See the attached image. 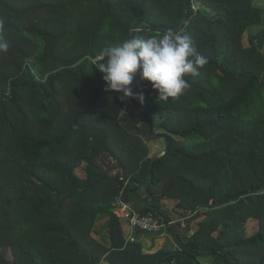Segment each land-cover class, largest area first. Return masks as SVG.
I'll use <instances>...</instances> for the list:
<instances>
[{
	"label": "trees",
	"instance_id": "1",
	"mask_svg": "<svg viewBox=\"0 0 264 264\" xmlns=\"http://www.w3.org/2000/svg\"><path fill=\"white\" fill-rule=\"evenodd\" d=\"M186 13L179 32L208 63L178 98L144 100L153 137L168 141L155 161L147 113L143 128L124 116L144 107L106 92L89 57L133 27L163 35ZM262 25L255 0H0V264H264V27L244 47ZM131 87L152 86L137 74ZM134 182L136 210L170 215L168 198L202 220L186 243L176 231L179 250L125 246L114 203H131Z\"/></svg>",
	"mask_w": 264,
	"mask_h": 264
},
{
	"label": "clouds",
	"instance_id": "2",
	"mask_svg": "<svg viewBox=\"0 0 264 264\" xmlns=\"http://www.w3.org/2000/svg\"><path fill=\"white\" fill-rule=\"evenodd\" d=\"M8 50L9 44L0 37V53ZM89 59L95 71L102 74L106 92L121 94V101L138 99L141 104L145 100L143 91L134 93L131 87L137 74L151 83L159 101L167 102L178 98L189 86L186 76H199L208 63L189 33L169 29L163 35L144 38L135 27L121 44Z\"/></svg>",
	"mask_w": 264,
	"mask_h": 264
},
{
	"label": "rangeland",
	"instance_id": "3",
	"mask_svg": "<svg viewBox=\"0 0 264 264\" xmlns=\"http://www.w3.org/2000/svg\"><path fill=\"white\" fill-rule=\"evenodd\" d=\"M255 3L257 6H264V0H255ZM263 27H264V25L258 26V27H253V28L247 30L246 34L244 35V47L245 48H248L250 46L249 41H250L251 37L256 35ZM36 46H37L36 44H31L29 46V48L35 49ZM263 53H264V49H263ZM0 84H2V83L0 82ZM141 90L144 93L146 101L154 102L158 99V93H156L152 89V87H149L147 89H141ZM141 90H139L138 92H140ZM96 106H97L98 110H101L102 108H104L103 104L98 103ZM65 107H66V110L68 112L67 119H69V117L72 114V109H71L72 106H70L69 103L65 102ZM127 108L128 109L125 110L124 116L133 115L135 117L134 123L143 128L144 124L146 122V119H147L146 111L143 108H138L132 104L127 106ZM148 144L150 145V148H151V157H154L156 155L163 156L165 154L164 153L165 152V141L159 140V139H156V140L154 139L152 141H149ZM107 162L108 163L105 162V164L107 166L114 167V163H112V160L108 159ZM77 173L80 176H82V173L80 172V170H77ZM177 203H178V201H176V200L165 198L164 201L161 203V208L164 209L165 211H167V213H170L171 215L175 216L174 218L179 219L181 216H183L182 213L186 212V211L178 208ZM186 213H190V212H186ZM179 214H180V216H178ZM109 219H110V216H104V217L99 218V220L96 224V227L98 229H100L101 231H104V229L107 227ZM193 220H194V222L191 225L190 231H188V229H189L188 225L189 224L184 222V224L186 225V228H183V230L181 231L182 232L181 234L184 235L183 243H186L187 239L189 237H192L198 231V223L202 221L201 219L195 220V218ZM120 222L123 226L122 229H123L124 237H125V241H126L125 223H123L121 220H120ZM179 227H181V226H179ZM247 229H248V233H250V234L256 230H259V222L258 221H250L249 224L247 225ZM95 238L99 241L98 242L99 248L102 249V251H105L109 245L107 242L108 238L104 234V232L101 234V237L95 236ZM146 238H149V237L146 236ZM139 239H138V241H139ZM140 242H142V240H140ZM152 243L155 244L156 240L152 241ZM160 243H162V245H160L161 250L164 249L167 251H176V250L180 249L179 243L174 239L173 235H171V234L168 235L166 239H157V244H160ZM143 251H144V253L147 254L146 251H150V249H144V247H143ZM200 260L203 264H212L214 261L213 257H202ZM103 263L107 264L106 260H103Z\"/></svg>",
	"mask_w": 264,
	"mask_h": 264
},
{
	"label": "built area",
	"instance_id": "4",
	"mask_svg": "<svg viewBox=\"0 0 264 264\" xmlns=\"http://www.w3.org/2000/svg\"><path fill=\"white\" fill-rule=\"evenodd\" d=\"M114 211L116 216L125 223L126 247L138 242L140 234H148L157 239H166L168 235L175 233L178 229L186 228L184 222L188 223L194 218L192 212H183V216L179 219L174 218L175 216L171 214L159 216L153 212L143 213L134 209L131 203L126 202L122 194L115 200Z\"/></svg>",
	"mask_w": 264,
	"mask_h": 264
},
{
	"label": "water",
	"instance_id": "5",
	"mask_svg": "<svg viewBox=\"0 0 264 264\" xmlns=\"http://www.w3.org/2000/svg\"><path fill=\"white\" fill-rule=\"evenodd\" d=\"M185 10H187V6L185 7ZM187 18H188V16H187V13H186V14H185V19H184V21L180 24V26H179L178 28H176V29H174V30H176V31L179 32V31L183 28V26L187 23ZM140 32H141V30H139V33H140ZM142 106L144 107V109H145V111H146V113H147V115H148V119H149V123H148V135H149L150 137H153V135H152V123H153V121H152V114H151L150 110L148 109V106L146 105V103H143ZM153 138L165 141V143H166V148L168 147V145H167L168 141H167V139H166L165 137H153ZM163 156H164V155H163ZM161 157H162V156H158V157H156V158H155V161L159 160ZM151 176H152V169H151ZM136 184H137L136 182H134V183L132 184V186H131V191H130V194H131V204H132V206H133L134 209H136V205H135L134 197H133V194H132V189H133V187H134ZM164 258H167V256L164 257Z\"/></svg>",
	"mask_w": 264,
	"mask_h": 264
},
{
	"label": "crops",
	"instance_id": "6",
	"mask_svg": "<svg viewBox=\"0 0 264 264\" xmlns=\"http://www.w3.org/2000/svg\"><path fill=\"white\" fill-rule=\"evenodd\" d=\"M171 235H173V237H174V235L177 236V232L171 233ZM146 236H148L149 238H146ZM138 239H139V241L136 242V243L142 244L143 247H144V249H150V251H146L147 254H153V253H156V252H158V251L161 250L160 249V245H162V243L157 244V238H155V237H153L151 235H148V234H140L138 236ZM140 240H142V242H140ZM155 240H156V243L153 244L152 241H155ZM132 244H135V243H132Z\"/></svg>",
	"mask_w": 264,
	"mask_h": 264
}]
</instances>
